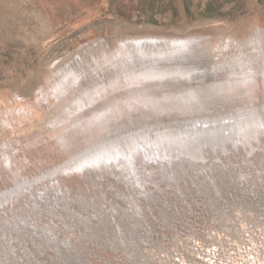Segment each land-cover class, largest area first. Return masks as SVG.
Listing matches in <instances>:
<instances>
[{
	"label": "rangeland",
	"instance_id": "rangeland-1",
	"mask_svg": "<svg viewBox=\"0 0 264 264\" xmlns=\"http://www.w3.org/2000/svg\"><path fill=\"white\" fill-rule=\"evenodd\" d=\"M263 259L264 0H0V264Z\"/></svg>",
	"mask_w": 264,
	"mask_h": 264
},
{
	"label": "bare ground",
	"instance_id": "bare-ground-1",
	"mask_svg": "<svg viewBox=\"0 0 264 264\" xmlns=\"http://www.w3.org/2000/svg\"><path fill=\"white\" fill-rule=\"evenodd\" d=\"M199 39L196 38H186L184 40H175L173 39L172 41L170 40L169 42H167L168 44H166L165 48L166 50L169 51H179V50H183L185 47H189L190 45H192V43H196V41H198ZM32 209L35 211V209L32 207ZM239 229V227H238ZM260 255H262V253H260ZM264 259L262 260L263 263Z\"/></svg>",
	"mask_w": 264,
	"mask_h": 264
},
{
	"label": "water",
	"instance_id": "water-1",
	"mask_svg": "<svg viewBox=\"0 0 264 264\" xmlns=\"http://www.w3.org/2000/svg\"><path fill=\"white\" fill-rule=\"evenodd\" d=\"M231 263H233V262H231Z\"/></svg>",
	"mask_w": 264,
	"mask_h": 264
}]
</instances>
